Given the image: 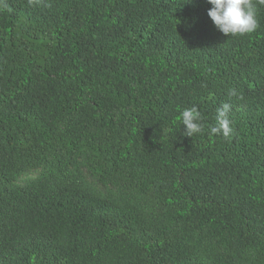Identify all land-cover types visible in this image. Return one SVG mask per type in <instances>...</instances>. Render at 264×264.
Here are the masks:
<instances>
[{"label":"trees","instance_id":"obj_1","mask_svg":"<svg viewBox=\"0 0 264 264\" xmlns=\"http://www.w3.org/2000/svg\"><path fill=\"white\" fill-rule=\"evenodd\" d=\"M210 8L0 0V264H264V5Z\"/></svg>","mask_w":264,"mask_h":264},{"label":"clouds","instance_id":"obj_2","mask_svg":"<svg viewBox=\"0 0 264 264\" xmlns=\"http://www.w3.org/2000/svg\"><path fill=\"white\" fill-rule=\"evenodd\" d=\"M31 2V0H30ZM211 5L207 15L213 25L223 35L244 36L254 32L258 27L257 5H264V0H207ZM229 95H236L235 90H231ZM231 106L222 104L216 110L215 124L210 128L212 135H221L230 138L234 129L229 119ZM180 123L184 126L183 135L192 137L194 134L203 131L202 115L198 108L193 105L180 112Z\"/></svg>","mask_w":264,"mask_h":264}]
</instances>
